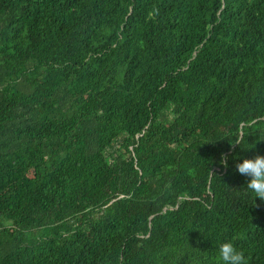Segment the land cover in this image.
<instances>
[{"label": "trees", "instance_id": "obj_1", "mask_svg": "<svg viewBox=\"0 0 264 264\" xmlns=\"http://www.w3.org/2000/svg\"><path fill=\"white\" fill-rule=\"evenodd\" d=\"M256 155L264 0H0V264H264Z\"/></svg>", "mask_w": 264, "mask_h": 264}, {"label": "clouds", "instance_id": "obj_2", "mask_svg": "<svg viewBox=\"0 0 264 264\" xmlns=\"http://www.w3.org/2000/svg\"><path fill=\"white\" fill-rule=\"evenodd\" d=\"M155 11L158 12V10ZM233 143L240 144L238 141ZM220 163L227 167V157L222 155ZM236 169L241 175L250 177L246 188L254 194V197H259L261 201H264V156L244 158L242 162L236 164ZM217 264H249V261L231 241H226L218 247Z\"/></svg>", "mask_w": 264, "mask_h": 264}]
</instances>
